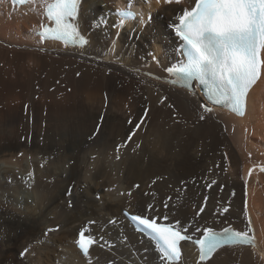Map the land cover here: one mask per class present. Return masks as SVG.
I'll return each instance as SVG.
<instances>
[{"label":"bare ground","instance_id":"1","mask_svg":"<svg viewBox=\"0 0 264 264\" xmlns=\"http://www.w3.org/2000/svg\"><path fill=\"white\" fill-rule=\"evenodd\" d=\"M193 3L83 0L79 47L40 40L41 0H0V264H161L124 209L179 221L193 240L197 225L243 231L250 219L257 246H226L208 264H264V69L244 116L204 114L200 91L168 83L164 69L183 59L173 25ZM124 7L138 16L121 24ZM146 108L140 149L129 142L117 160ZM83 227L105 243L89 258L75 244ZM183 247L175 264H197L192 241Z\"/></svg>","mask_w":264,"mask_h":264},{"label":"snow or ice","instance_id":"2","mask_svg":"<svg viewBox=\"0 0 264 264\" xmlns=\"http://www.w3.org/2000/svg\"><path fill=\"white\" fill-rule=\"evenodd\" d=\"M17 2L25 4L35 0ZM157 3H160V0H157ZM163 3L179 5L182 0H163ZM79 4L80 0H41L40 6L49 24L41 26L43 30L39 32L40 40L53 39L65 44H86L87 41L79 32ZM123 22L121 20V24ZM173 28L175 35L183 43V59L164 69L171 77L167 82L173 86L179 85L193 94L196 88L201 89L205 99L198 104V110L204 114H211L214 106H225L238 115H244L249 91L261 79L264 69V0H194V6L182 9L178 23L174 24ZM166 99V96L162 97L160 103H164ZM148 114L149 109L146 108L144 116L129 131L125 140L115 146L117 160L121 158L122 150L129 147V142L135 144L133 152L140 149V143L135 142L133 138L142 130ZM204 114L198 115V120H205ZM128 123L132 124V120ZM99 131L97 128L96 133ZM89 139L93 137L90 136ZM254 167H259V171L264 173V166ZM252 174L253 169L250 168L248 175ZM33 177L34 173L29 172V180ZM25 183L29 189L33 187L27 180ZM214 184L215 180L207 187L210 188ZM120 195L131 197V192ZM148 208L155 211L152 205ZM204 211L205 208L201 207L198 215ZM228 211V207L222 209L223 213ZM131 219L137 222V231L147 232L155 241L161 264L181 261V242L185 241H192L198 248L197 264H208L213 255L226 246H255V240L250 235L253 232L250 219L243 231L234 230L230 226L219 231L208 226L201 229L197 225L195 231L199 232L200 236L195 240L188 234L190 226L183 227L179 221L175 224L161 223L160 217L148 215H132ZM163 220L167 221L168 217H163ZM54 230L57 229L48 231ZM87 233V227L81 228L75 240L85 258L90 257L93 246L105 247V243H100L97 238ZM106 244L110 250L115 247L111 242Z\"/></svg>","mask_w":264,"mask_h":264},{"label":"rangeland","instance_id":"3","mask_svg":"<svg viewBox=\"0 0 264 264\" xmlns=\"http://www.w3.org/2000/svg\"><path fill=\"white\" fill-rule=\"evenodd\" d=\"M144 47V46H143ZM13 186V185H12Z\"/></svg>","mask_w":264,"mask_h":264},{"label":"water","instance_id":"4","mask_svg":"<svg viewBox=\"0 0 264 264\" xmlns=\"http://www.w3.org/2000/svg\"><path fill=\"white\" fill-rule=\"evenodd\" d=\"M155 246V245H154Z\"/></svg>","mask_w":264,"mask_h":264}]
</instances>
